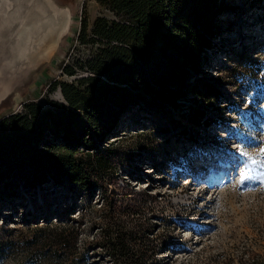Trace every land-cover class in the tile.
<instances>
[{"label": "rangeland", "instance_id": "rangeland-1", "mask_svg": "<svg viewBox=\"0 0 264 264\" xmlns=\"http://www.w3.org/2000/svg\"><path fill=\"white\" fill-rule=\"evenodd\" d=\"M220 1L213 45L191 78L210 80L218 89L214 98L194 101L189 94L167 114L139 102L137 112L122 118L110 139L115 175L107 192L119 198L113 212H106L99 186L90 193L50 183L31 194L20 185L0 188V264H128L133 258L138 264H240L242 256L264 251V169L253 167L244 181L238 173L240 150L258 154L264 147V0ZM11 4L4 6L8 15L0 13V118L28 100L62 98L49 88L68 78L69 57L84 52L78 43L84 13L90 24L98 15L112 17L100 0ZM54 8L69 11V30L34 65L41 33L33 37L22 28L53 16ZM18 39L24 49L15 53ZM195 103L201 118L189 111ZM134 204L138 213L125 209ZM111 223L122 227L123 252L104 244ZM64 224L78 238L61 247Z\"/></svg>", "mask_w": 264, "mask_h": 264}, {"label": "trees", "instance_id": "trees-1", "mask_svg": "<svg viewBox=\"0 0 264 264\" xmlns=\"http://www.w3.org/2000/svg\"><path fill=\"white\" fill-rule=\"evenodd\" d=\"M100 1L112 17L98 15L90 24L84 13L78 35L84 52L69 57L63 65L68 78L54 80L49 88L60 90L63 98L28 100L21 110L0 118L1 189L20 185L31 194L50 183L59 188L80 186L90 193L99 186L105 191L106 212H113L119 198L107 192L115 175L110 139L122 127V118L137 112L139 102L156 104L167 114L189 94L195 95L194 101H210L218 92L210 80L191 78L206 62L223 1ZM189 111L195 118L204 116L196 103ZM125 209L134 214L141 207ZM121 229L117 223L106 226L104 244L113 253L126 248ZM59 230L68 232L57 238L61 247L76 242L73 225ZM239 260L264 264V251ZM138 263L133 258L128 264Z\"/></svg>", "mask_w": 264, "mask_h": 264}, {"label": "bare ground", "instance_id": "bare-ground-1", "mask_svg": "<svg viewBox=\"0 0 264 264\" xmlns=\"http://www.w3.org/2000/svg\"><path fill=\"white\" fill-rule=\"evenodd\" d=\"M10 4H11V0H0V9H1L0 13H1V15L3 14L2 12L5 11L4 6L5 5L9 6ZM13 11H11V12H13ZM44 12H46V11H44ZM53 12H55L53 16L47 15L44 17L45 19L39 18L36 21L32 20L31 21V22H33L32 25H30V26L28 25V26L22 28L24 30L29 31V33L32 34L33 37L36 36L37 34L40 35L37 32L41 33L40 38L35 40L34 41L35 44H33V52L31 54V59H30L33 62L32 64H34V62H38V61H41L43 59H48V57L57 48V44H59L60 39L69 30V26H70V13H69V11L67 9H64V10L60 9L59 10L57 8H54ZM5 13H6V11H5ZM29 13H31V12H29ZM6 15H8V14L6 13ZM15 15H16V13H15ZM6 20H8V19H6ZM11 22H13V21H11ZM22 29L19 32H21ZM19 32H18L17 37H19V35L21 34V33L19 34ZM19 41H21V40L18 39V41H16L14 43L13 47H14L15 53L19 50L24 49V48L23 49L21 48V44ZM37 42H39V43H37ZM192 180H197V179L194 178ZM210 202H212V200H210Z\"/></svg>", "mask_w": 264, "mask_h": 264}, {"label": "snow or ice", "instance_id": "snow-or-ice-1", "mask_svg": "<svg viewBox=\"0 0 264 264\" xmlns=\"http://www.w3.org/2000/svg\"><path fill=\"white\" fill-rule=\"evenodd\" d=\"M240 156L243 157L241 168L238 169V173L241 176V181H244L251 169L255 166H260L264 169V147H262L258 154H252L248 151L241 149L239 152Z\"/></svg>", "mask_w": 264, "mask_h": 264}, {"label": "water", "instance_id": "water-1", "mask_svg": "<svg viewBox=\"0 0 264 264\" xmlns=\"http://www.w3.org/2000/svg\"><path fill=\"white\" fill-rule=\"evenodd\" d=\"M59 92H60V90H59ZM61 97L63 98L62 92H61Z\"/></svg>", "mask_w": 264, "mask_h": 264}]
</instances>
